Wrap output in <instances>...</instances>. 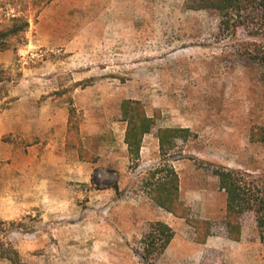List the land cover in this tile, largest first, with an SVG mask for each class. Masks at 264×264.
Segmentation results:
<instances>
[{
  "label": "rangeland",
  "instance_id": "rangeland-1",
  "mask_svg": "<svg viewBox=\"0 0 264 264\" xmlns=\"http://www.w3.org/2000/svg\"><path fill=\"white\" fill-rule=\"evenodd\" d=\"M13 13L0 0V24ZM28 17L24 44L0 64V251L9 244L21 264H148L151 223L174 240L195 241L189 221L226 230L212 167L264 175V143L249 138L264 125V71L244 57L264 36L223 34L213 13L185 0H52ZM123 101L155 120L136 161ZM159 128L190 136L161 157ZM163 166L177 174L184 217L148 195ZM241 224L264 241L252 213Z\"/></svg>",
  "mask_w": 264,
  "mask_h": 264
},
{
  "label": "trees",
  "instance_id": "trees-1",
  "mask_svg": "<svg viewBox=\"0 0 264 264\" xmlns=\"http://www.w3.org/2000/svg\"><path fill=\"white\" fill-rule=\"evenodd\" d=\"M52 0H4L14 13L7 22L0 24V52L15 51L24 44L25 33L29 27L28 11L31 8L41 10ZM187 10H203L218 18V29L223 34L235 35L238 28H244L251 36H264V0H185ZM245 59L256 63L264 71V46L245 49ZM121 121L126 124L124 143L129 157L136 161L143 137L155 128V120L148 117L144 109L132 101H123L120 105ZM75 126L69 128V133ZM189 131L182 128H159L156 130L159 153L165 157L176 147L178 140L186 141ZM252 143H264V125L250 133ZM211 174L216 178L218 190L225 195L224 225L229 239L238 241L241 234V218L252 213L257 229L264 230V175H254L247 171L213 166ZM147 192L151 201L163 211L175 217H184L182 204L178 201V177L171 166L155 169L147 179ZM189 224L195 230V242L204 243L209 237L208 222ZM202 229V233H200ZM172 229L162 223L149 225L144 235L142 253L144 262L152 264L158 259L173 239ZM0 259L11 264H21L17 252L9 245H2ZM148 258H151L148 260Z\"/></svg>",
  "mask_w": 264,
  "mask_h": 264
},
{
  "label": "crops",
  "instance_id": "crops-1",
  "mask_svg": "<svg viewBox=\"0 0 264 264\" xmlns=\"http://www.w3.org/2000/svg\"><path fill=\"white\" fill-rule=\"evenodd\" d=\"M6 54L0 52V64L8 56ZM246 236L241 224L238 241L229 239L226 230L221 234L209 235L202 244L192 238L172 239L161 258L171 264H264V241L247 239Z\"/></svg>",
  "mask_w": 264,
  "mask_h": 264
}]
</instances>
